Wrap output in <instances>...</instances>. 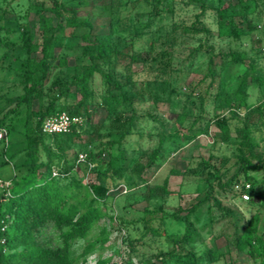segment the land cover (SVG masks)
Returning <instances> with one entry per match:
<instances>
[{
  "label": "rangeland",
  "instance_id": "rangeland-1",
  "mask_svg": "<svg viewBox=\"0 0 264 264\" xmlns=\"http://www.w3.org/2000/svg\"><path fill=\"white\" fill-rule=\"evenodd\" d=\"M200 1L205 8L199 26L206 27L209 33L205 36L200 34L197 38L182 27L188 25L194 13L199 11ZM246 1L245 12L231 17L234 26L228 33L226 26L217 20L215 7L219 5L218 0H161L154 10H151L150 0H112L113 4L107 8L84 5L78 9V17H90L100 25H105L110 19L113 33L118 36V47L128 55L136 56L129 65L126 64L128 58L119 61L116 69L118 74H122L119 78L123 77L126 66L134 72L131 76L133 90L140 98H137L139 102L135 106L131 131L120 139L118 146L114 143L108 146L107 153L97 155L108 140L117 139L120 131L126 128L130 112L120 106L110 115L107 113L102 104L103 97L107 95L106 84L98 73H93L87 81L90 95L85 99L87 113L82 116L79 132L62 152L45 137V145L57 156L52 158V163L58 174L74 163L78 153L96 155L89 161L92 164L89 169L82 162L65 176H54L58 186L73 195L68 200L87 201L85 189L94 181L92 169L96 165L105 166L113 160L114 167L119 163L125 167L123 174L111 182L113 191L103 200L92 203L105 217L100 220V225L91 228L85 239L72 243L71 254L75 264H94L97 259L105 260L104 264H154L160 259H164V264H190V253L194 255L196 264H257V259L234 249V238L244 225L255 226L259 233L264 234V165L257 170L240 171L237 175L238 181L249 176L251 201H241L233 196L229 186L219 188L217 181H224L238 167L232 154L236 143L234 127L241 125L244 119L252 136L254 151L264 159V81L261 84L252 82L248 86L244 106L232 103L235 116L223 112L227 118L228 141H214L219 133L216 122L221 114L213 111L211 102L216 92L220 96L232 93L246 69L244 63L223 60L221 53L244 52L254 65L252 74L264 75V0ZM48 6L49 0H0V38L9 47L0 45V119L3 118L6 128L13 126L7 142H0V183L3 184L0 185V200L7 196L9 184L4 186V183H9L24 160L21 150L25 145L24 110L11 111L13 104L7 99L22 92L20 73L23 68L20 63L26 57L25 44L30 41L38 45L46 34L35 13L44 12ZM64 19L65 16L60 19L53 16L51 22L52 25L61 23L58 56L67 57L69 66L51 68L46 82L40 86V99L33 101L32 108L51 100L57 105H70L82 97L75 87L66 88L62 83L74 72L79 73L80 66L86 63L80 55V34L86 28L68 26ZM147 20L146 32L140 38L132 39L133 27ZM198 43L201 45L199 50L192 52ZM209 47L219 74L214 77L207 93L205 88L209 78H203V75ZM160 68L167 72L168 84L159 94V100L154 102L151 75ZM183 105L187 107V115L179 124L174 122L172 113L180 112ZM250 107L258 109L249 113ZM117 117H120L119 121ZM32 123L29 119L28 124ZM197 131L201 133L194 135ZM54 141L60 144L58 139ZM157 146L153 162L146 164ZM119 150L123 157H117ZM38 158L45 159L40 147ZM4 160L6 164L2 163ZM255 161L252 158V162ZM213 173L219 177L212 176ZM164 178L170 193L163 197L149 196L148 188L161 184ZM208 183L212 189L206 192ZM122 186L125 192L121 191ZM205 193L207 198L195 210L187 212L192 231L190 242L186 245L172 243L171 238L179 237L184 225L171 213L175 212L177 216L186 214V209ZM214 200L218 203L215 204ZM101 226L105 227V234H99ZM150 226L156 229L157 234L149 231ZM103 235H106V241L102 245L97 241L85 256L79 255L85 242L100 239ZM40 237L48 245L58 242L57 232L49 224L42 227ZM208 249L217 252L216 260L207 259ZM169 250H172L171 256L164 257L161 252Z\"/></svg>",
  "mask_w": 264,
  "mask_h": 264
},
{
  "label": "trees",
  "instance_id": "trees-1",
  "mask_svg": "<svg viewBox=\"0 0 264 264\" xmlns=\"http://www.w3.org/2000/svg\"><path fill=\"white\" fill-rule=\"evenodd\" d=\"M49 1L50 6L45 7L44 12L35 13L37 21L44 28L46 34L42 36L38 45L30 41H27L25 44L26 57L20 63L23 68V71L20 73L22 77V92L7 99L8 103L13 104V107L10 108L11 111L24 110L23 127L25 145L21 149L24 160H22L19 168H17L18 172L13 174L9 180V185L6 189L7 196H4L0 200V264H75V259L71 254L72 243L77 239H85L91 228L94 225H100V220L105 217V214L92 203L94 200H103L113 191L111 182L114 177H120L125 169L121 163L114 167L113 160H110L105 166L96 165L92 169L94 181L89 183L85 189L84 196L87 198V201L81 203L79 199L68 200V197L72 195L70 191H64L61 186H58L55 177L51 175L52 168H57L52 163V158L57 156L50 151L44 141L45 137H48L50 142H54L53 144H55L57 150L62 152L65 146H68L73 136H76V133L79 132L80 126L72 128L70 132L64 134H44L40 130L41 122L46 117L60 111H64L68 115L83 116L86 114L87 105L85 99L90 95L87 81L93 73H98L107 87V95L102 99V104L107 113L110 115L120 106L130 112L126 119V128L120 131L117 139L108 140L97 152V155H99L100 153H107L108 146L114 143L118 146L120 139L131 131L130 127L133 125L132 120L135 115V106L139 102L137 98H140V95L133 90L131 76L134 75V72L130 71L128 66L125 67V73L123 71V77L119 78L122 74H118L116 69L117 63L124 58H128L126 64L129 65V63L136 59V56L132 53L128 55L126 51L118 47L116 42L118 36L113 33L110 19H108L105 25H100L90 17L80 18L77 16L78 9L84 5L107 8V6L113 4L112 0ZM150 1L152 4L151 10H154L157 4L161 2V0ZM218 2L219 5L215 7L217 20L220 25L226 26V33H228L234 26L231 17L241 16L246 10L247 1L218 0ZM204 8L203 1H200L199 11L194 13L193 19L188 25L183 26L182 30L193 36H197V38L200 34L207 35L209 30L204 26H199ZM53 16L57 19L65 16L64 22L68 26H82L86 28L80 34V55L86 60V63L80 66L79 73L74 72L70 79L62 83L66 88L70 86L75 87L82 97L70 105H57L51 100L45 104L39 103L35 108H32L33 101L40 99V86L46 82L51 68H67L69 66L67 57L58 56L61 47V36L59 35L61 23L56 22L52 25L51 19ZM148 26V20L138 26H134L130 37L132 39L140 38L146 32ZM0 45H5L6 48H9L2 38H0ZM200 46L198 43L193 47L192 52L198 51ZM210 50L211 48L209 47L203 75V78H209L205 88L207 93L212 87L214 77L219 74V70L216 69L213 63V55L210 53ZM220 56L223 60L244 63L246 69L242 72L239 83L232 93L220 96L216 92L211 97L213 111L220 112L221 114L220 119L216 122L219 127V133L214 139L215 142L229 140L227 118L224 117L223 112H230V116H235V112L232 110V103L235 102L238 107L244 106L248 86L252 82L261 84L264 81V75L252 74L254 65L247 60L244 52L227 51L221 53ZM151 76L150 87L155 92L154 102H157L159 94L167 87V72L163 68H160ZM202 104L203 97L199 101L200 107ZM257 109L258 107H250L249 113ZM172 114H174V122L180 124L186 118L187 107L183 105L180 112ZM29 119L33 121L31 125L28 124ZM117 120L119 121L120 117H117ZM0 127H5L3 118L0 119ZM5 129L8 137L13 126L5 127ZM234 132L236 143L233 144L235 146L232 154L236 157L238 167L224 181H217V185L219 188L229 186L230 192H232L233 196H236L232 188L237 182H248L250 184L249 193L252 190L249 176H246L242 181H238V173L240 171H252L262 168L264 159H261L260 155H257L254 151L251 140L252 136L246 119L242 121L241 125L234 127ZM199 133L201 131L194 132L193 134L197 135ZM54 139H58L60 144H57ZM39 147L45 154L44 160H39L38 158ZM158 148L159 146L152 150L145 162L146 164L153 162ZM95 156V154L85 152V160L90 161ZM117 157H123L122 151H118ZM252 158L256 159L255 163L252 162ZM2 163L6 164V161L4 160ZM80 164V162L75 163L74 159V163L68 165L64 171H58L59 174L57 176H65ZM212 176L219 177L216 173H213ZM207 185L206 192H209L212 186L210 183ZM166 186L167 179L164 178L161 184L148 188V195L153 197L168 195L170 191ZM206 198L207 193L201 199H197L192 203L186 209V214L184 215L177 216L175 212L171 213L173 218L179 219L184 225L182 234L179 237L171 238L172 243L186 245L190 242L192 231L187 214L195 210ZM251 199L252 197L248 201H251ZM214 203L217 204L218 202L214 200ZM158 220L160 222L161 217ZM47 224L52 226L57 232L58 242L55 245H48L45 239L40 237V230ZM148 228L152 234H157L154 227L150 226ZM105 233V227L101 226L99 234ZM97 241L102 245L106 241V235H103L100 239L94 238L85 242L79 255L85 256L93 249ZM234 249L238 253L257 259V264H264V234L259 233L255 226L250 228L244 225L235 234ZM161 253H163L164 257L171 256L172 250ZM206 253L209 261H214L218 258L217 252L214 250L208 249ZM189 257L190 264H196V259L192 253L189 254ZM163 260H156L157 262L154 264H164ZM104 263L105 260L97 259L94 264Z\"/></svg>",
  "mask_w": 264,
  "mask_h": 264
},
{
  "label": "built area",
  "instance_id": "built-area-1",
  "mask_svg": "<svg viewBox=\"0 0 264 264\" xmlns=\"http://www.w3.org/2000/svg\"><path fill=\"white\" fill-rule=\"evenodd\" d=\"M82 124V116L80 115H68L64 111L57 112L53 115L46 117L40 125V130L44 134H64L70 132L72 128H77ZM0 142H7V131L5 127H0ZM85 163L88 169L92 164L85 160V153H78L75 158V163ZM58 174L54 168L51 170V175ZM9 183H4L7 186ZM0 185H3L0 183ZM118 187V186H117ZM115 187V188H117ZM123 187V186H122ZM250 184L248 182H237L233 185V191L236 197L241 201H248ZM125 187L122 188V192H125Z\"/></svg>",
  "mask_w": 264,
  "mask_h": 264
}]
</instances>
